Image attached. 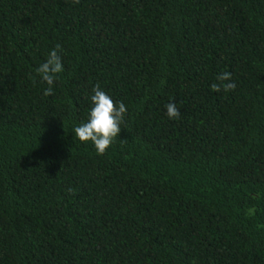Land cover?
<instances>
[{"label":"trees","instance_id":"16d2710c","mask_svg":"<svg viewBox=\"0 0 264 264\" xmlns=\"http://www.w3.org/2000/svg\"><path fill=\"white\" fill-rule=\"evenodd\" d=\"M0 264H264V0H0Z\"/></svg>","mask_w":264,"mask_h":264},{"label":"clouds","instance_id":"9594fccd","mask_svg":"<svg viewBox=\"0 0 264 264\" xmlns=\"http://www.w3.org/2000/svg\"><path fill=\"white\" fill-rule=\"evenodd\" d=\"M75 4H79L80 0H73ZM62 46L57 44L55 48L47 55L45 62L41 63L36 69V74L42 82H46L48 87L44 90L45 96L54 94L53 84L58 74L64 71V65L60 56ZM30 78L35 80V77ZM218 83H213L211 89L214 92H230L235 90L236 84L232 81L230 72H222L216 77ZM91 96L92 108L89 111L86 122L74 127L75 139L81 142L91 141L96 148L98 154L103 155L113 143L115 138L121 132V125L124 123V118L127 113V107L123 101L114 102V100L101 89L97 84L93 88ZM167 116L170 119H179L181 115L180 109L176 103L169 102L165 105ZM68 191H72L69 189Z\"/></svg>","mask_w":264,"mask_h":264}]
</instances>
